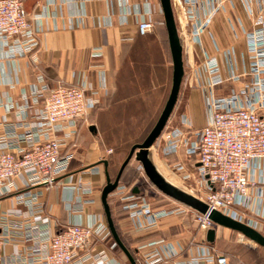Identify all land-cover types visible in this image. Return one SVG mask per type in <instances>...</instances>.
Listing matches in <instances>:
<instances>
[{"label":"crops","instance_id":"1","mask_svg":"<svg viewBox=\"0 0 264 264\" xmlns=\"http://www.w3.org/2000/svg\"><path fill=\"white\" fill-rule=\"evenodd\" d=\"M177 1L183 20L186 94L180 111L172 113L158 138L154 153L159 152L189 186L205 190L209 185L194 166L199 158V133L212 110L244 107L264 113V39H254L264 22V0ZM25 9L39 30L40 45L25 56H13L10 48L0 46V138L12 134L15 144L26 147L27 131L37 137L33 123L39 101L34 90L42 85L53 88L59 82H89L99 90L95 96L98 107L91 123L81 124L80 130L84 129L72 150L70 169L54 187L25 188L18 180V190L0 196V234L5 230L11 238L2 252L5 264H29L28 254L41 246L45 232H59L75 218L84 224L96 220L107 224L101 201L106 184L102 162L107 160L106 147L99 140L104 121L101 112L106 113L107 121L122 112L130 114L132 104L147 92L155 94L154 101L162 97L171 80L170 92L173 77L170 47L161 37L163 29L156 31L158 42H140L148 34L137 31L140 17L151 14L155 19L163 13L160 0H27ZM94 48H101L103 55L92 56ZM24 95L30 106L26 120L17 114ZM15 133L22 137L20 142ZM174 134L182 140L177 153L171 152L169 144ZM179 163L183 168H178ZM114 166L109 170L116 176ZM250 171L259 185L237 208V218L264 235V160L251 162ZM79 183L91 192L83 195L87 201L83 211L74 214L69 205L82 195L72 189ZM133 188L138 192L132 193L136 199L128 206L130 216L119 224L134 238L147 237L137 249L139 257L146 252L150 260L161 258L170 264H214L216 240L232 230L215 226V241L210 242L208 231L199 229L192 210L153 218L151 210L164 206L148 202L139 181ZM23 193L33 200L34 208L18 203V195ZM26 223L33 227L36 239L26 238ZM111 246L108 238L98 242L94 251L105 252V264H128ZM176 248L184 250L169 258ZM75 262L79 264V259Z\"/></svg>","mask_w":264,"mask_h":264},{"label":"built area","instance_id":"2","mask_svg":"<svg viewBox=\"0 0 264 264\" xmlns=\"http://www.w3.org/2000/svg\"><path fill=\"white\" fill-rule=\"evenodd\" d=\"M26 1L0 0V46L10 48L13 56H25L36 51L40 45L39 30L34 27L32 17L25 9ZM154 27L155 21L151 14L140 17L137 22V31L143 36L152 32ZM202 31L203 25L199 28V32ZM258 38L264 39V22L262 29L254 34V39ZM91 55L102 56L103 50L94 48ZM39 79L42 81L43 76L39 75ZM98 93V88L86 81L55 88L42 85L34 90V95L39 101L33 123L37 137L27 131L25 140L29 145L26 147L15 144L16 140L11 138L12 134L0 138V196L18 190V180L25 188L45 186L50 189L56 185L58 178L70 169L74 156L72 150L76 146L81 124L95 107V96ZM23 101L17 109V114L26 120L30 106L25 95ZM58 133L62 134L59 136ZM13 136L21 141L22 137L18 134ZM181 143L182 140L175 134L171 136V152L177 153ZM65 148L67 151L63 153ZM196 148L199 158L194 169L209 185V189L199 188L198 197L209 205L210 211H219L239 220L237 208L259 185L251 175L250 164L264 160V113L244 107L213 109L208 124L200 130ZM178 168H183V165L179 163ZM72 189L82 194L75 203L69 205V210L77 214L83 211V205L87 202L83 195L91 190L81 183ZM134 197L131 194L122 199L133 201L136 199ZM17 199L18 203L35 207L33 200L26 198L24 193L18 195ZM186 209L192 210L177 203L171 208L152 209L150 214L153 218H158ZM194 220L202 231L216 226L209 214L201 215L195 212ZM17 224L14 223V226ZM26 224V238L36 239L33 227L29 226V223ZM43 237L41 246L28 254L29 264H77V258L79 264H105L108 259L104 251H94L98 242L110 237L108 225L102 220L84 224L75 218L61 231L51 233L47 230ZM10 239L5 230L0 234V264H5L2 252ZM115 247L116 244H112L111 248ZM143 248L144 246H141L139 249ZM183 250L174 249L169 258L178 257ZM214 252V264H245L238 257L220 253L215 249ZM140 260L143 264H170L168 260L161 258L150 260L146 252L140 255Z\"/></svg>","mask_w":264,"mask_h":264},{"label":"water","instance_id":"3","mask_svg":"<svg viewBox=\"0 0 264 264\" xmlns=\"http://www.w3.org/2000/svg\"><path fill=\"white\" fill-rule=\"evenodd\" d=\"M160 4L164 15L165 27L168 34V42L172 57V87L167 102L153 129L150 131V133L142 143H137L132 146L128 156L122 163L119 172L114 180H112V177L109 173L108 161L104 160L102 162L105 166L106 184L102 189L101 201L104 208L108 228L116 244L121 248L129 263L137 264L134 256L126 248L118 234L108 202L109 195L114 192L119 186L120 178L125 167L134 158L137 162L140 163L147 179L163 195L192 209L198 214H209L210 219L215 223L216 226H221L238 232L258 246L264 248V235L262 233L245 222L234 219L233 217L225 215L219 211H210V207L205 201L170 182L161 173L154 162L153 150L155 144L177 105L186 71L183 20L178 1L160 0ZM92 129H94V126H92ZM135 192H138L137 188L135 189ZM207 237L210 242H214L216 237V229L213 228L208 230Z\"/></svg>","mask_w":264,"mask_h":264},{"label":"rangeland","instance_id":"4","mask_svg":"<svg viewBox=\"0 0 264 264\" xmlns=\"http://www.w3.org/2000/svg\"><path fill=\"white\" fill-rule=\"evenodd\" d=\"M154 21L155 27L153 31L143 37L140 42H158L155 41L157 39L156 31H160V28L163 29V31H160L162 39L164 40L166 38L165 25L163 24L162 20L154 19ZM59 85L67 84L59 82L55 87H58ZM170 86L171 80L169 82L167 92H165L162 97L157 96V100L155 101V94L147 92L143 96V99L136 100L132 104V108H130L131 112H129L130 114H127V111H124L125 113L122 112L118 114V116H114L113 118L110 117L109 121H107L108 117L106 113H103L104 111L101 112L102 114L100 116H103L104 121L102 124H100L101 134L99 140L101 141L102 145L106 147L107 160L111 159L113 163H115V175L116 173L118 174L119 169L128 156L132 146L137 143H142L153 129L169 97L170 92L168 90ZM185 94L186 93L183 91L182 86L181 94L173 114L180 111V108L184 103ZM91 120L92 114L90 112L86 120L82 122V126H87L91 123ZM153 158L158 169L170 182L196 196H200L199 185L189 186V182L181 179V177L176 172L169 168L167 163H165V159L159 154V152L155 154L153 150ZM112 176L115 177L114 174ZM139 182L143 189L142 195H144L151 204H156L157 206L163 204L162 206L171 208L178 203L163 195L158 189L150 184L148 179H144ZM215 250L220 253L238 257L245 264H264V249L235 231L223 233V235H221L215 243Z\"/></svg>","mask_w":264,"mask_h":264},{"label":"trees","instance_id":"5","mask_svg":"<svg viewBox=\"0 0 264 264\" xmlns=\"http://www.w3.org/2000/svg\"><path fill=\"white\" fill-rule=\"evenodd\" d=\"M154 18H155V20H159V19L162 20L163 24L165 25L163 13H161V15L156 14L154 16ZM165 34H166V36H165L166 38L163 40V42H166V46L169 47V45H168L169 44L168 34L166 31V27H165ZM97 107H98V104H96L95 107L93 108V110L91 111L92 116H93V113L95 112V110L97 109ZM107 161H108L109 167H110V165L113 164V161L111 159H108ZM138 163L139 162H137L133 158L129 162V164L125 167V169L122 173V176L120 178L119 186L117 187V189L114 192H112L109 195L108 202L110 205L112 218H113L115 227L118 231V234H119L122 242L124 243L126 248L131 252V254L134 256L137 264H143L140 260L137 249L140 245H142L143 243H145L147 241V237L134 238L131 234L124 233L120 227V224H119V222L122 219L129 217L130 213H131V209L128 206L132 202L125 201L122 199V197H125L128 195H131L132 193H135L134 188L132 189V186L135 184V182L142 181L144 179L147 180V177H146L144 171L142 170L140 163L139 164ZM109 173L111 175L110 170H109ZM116 176H117V174H116ZM116 176L113 177L111 175L112 180H114L116 178ZM150 184L152 186H154L151 182H150ZM116 194H118V195H116ZM102 212L104 213V209L102 210ZM109 240L112 244H116L111 232H110ZM261 248H263V247H261ZM115 250H116V252H118L119 254L122 255V257L125 259V261L128 264H130L127 257L125 256V254L123 253V251L121 250V248L117 244H116Z\"/></svg>","mask_w":264,"mask_h":264}]
</instances>
